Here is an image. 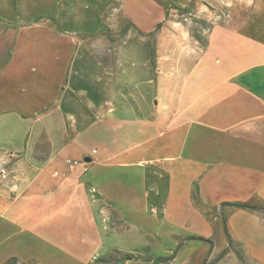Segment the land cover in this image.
<instances>
[{
  "label": "crops",
  "instance_id": "0c3cea01",
  "mask_svg": "<svg viewBox=\"0 0 264 264\" xmlns=\"http://www.w3.org/2000/svg\"><path fill=\"white\" fill-rule=\"evenodd\" d=\"M69 2L0 0V264H264V0Z\"/></svg>",
  "mask_w": 264,
  "mask_h": 264
},
{
  "label": "rangeland",
  "instance_id": "374dc122",
  "mask_svg": "<svg viewBox=\"0 0 264 264\" xmlns=\"http://www.w3.org/2000/svg\"><path fill=\"white\" fill-rule=\"evenodd\" d=\"M83 3L82 5H89V6H94V4L96 2L100 3V5H105L104 2H106L107 0H82ZM114 1V4H116L117 6L119 7H122L120 8V10L118 11V15L119 16H124V15H129L130 16V20L131 21H140V20H145V14L142 13V6L145 5L148 7V5L150 4V0H113ZM123 1V2H121ZM177 1H180V0H162V5L163 6H170V5H178L177 4ZM102 2V3H101ZM69 0H64V2H57L56 1H52L51 0V6L52 7H57L58 5H69ZM189 17H192V15H190L188 12L186 14H184V16L182 18H189ZM6 165V164H5ZM6 168L8 169V167L6 166ZM0 179H3L0 178ZM195 223H193L194 225ZM188 232H184L183 234H185L184 236H192L191 238H188V241H192V240H196L197 237H199L198 235L196 234H191V229L188 228L187 230ZM194 237V238H193ZM204 238V237H203ZM173 240L175 238H172ZM182 240L183 239H186V238H181ZM206 239V238H204ZM115 256H117V254L115 253Z\"/></svg>",
  "mask_w": 264,
  "mask_h": 264
},
{
  "label": "built area",
  "instance_id": "2783aa9c",
  "mask_svg": "<svg viewBox=\"0 0 264 264\" xmlns=\"http://www.w3.org/2000/svg\"><path fill=\"white\" fill-rule=\"evenodd\" d=\"M96 151V150H93ZM69 170H74L77 166H82L84 170L88 169V161L85 158H72L66 159ZM5 159L0 154V176L5 178L8 175V169L5 166Z\"/></svg>",
  "mask_w": 264,
  "mask_h": 264
},
{
  "label": "trees",
  "instance_id": "16d2710c",
  "mask_svg": "<svg viewBox=\"0 0 264 264\" xmlns=\"http://www.w3.org/2000/svg\"><path fill=\"white\" fill-rule=\"evenodd\" d=\"M236 205L240 206V207H252V208L256 207L254 205H250V204H247V203H237ZM231 241H232V238H231ZM127 257H136V256H134L133 254H127Z\"/></svg>",
  "mask_w": 264,
  "mask_h": 264
},
{
  "label": "clouds",
  "instance_id": "9594fccd",
  "mask_svg": "<svg viewBox=\"0 0 264 264\" xmlns=\"http://www.w3.org/2000/svg\"><path fill=\"white\" fill-rule=\"evenodd\" d=\"M252 0H248L249 5H251Z\"/></svg>",
  "mask_w": 264,
  "mask_h": 264
}]
</instances>
